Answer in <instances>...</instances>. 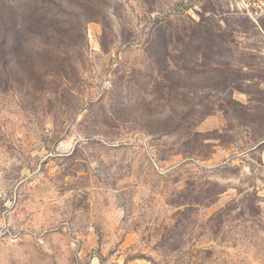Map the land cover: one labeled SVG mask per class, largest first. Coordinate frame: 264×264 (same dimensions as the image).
Returning a JSON list of instances; mask_svg holds the SVG:
<instances>
[{"label":"rangeland","instance_id":"1","mask_svg":"<svg viewBox=\"0 0 264 264\" xmlns=\"http://www.w3.org/2000/svg\"><path fill=\"white\" fill-rule=\"evenodd\" d=\"M0 264H264V0H0Z\"/></svg>","mask_w":264,"mask_h":264}]
</instances>
